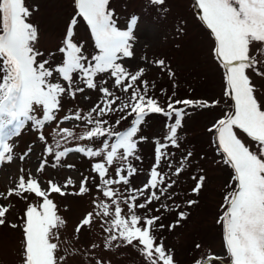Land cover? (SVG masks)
<instances>
[{
	"label": "snow or ice",
	"instance_id": "6c2138e0",
	"mask_svg": "<svg viewBox=\"0 0 264 264\" xmlns=\"http://www.w3.org/2000/svg\"><path fill=\"white\" fill-rule=\"evenodd\" d=\"M74 3L76 15L58 49L63 54L62 60L55 63L54 57L52 60L46 58L36 47L38 29L30 22L32 10L26 0H0V163L13 160L12 138L18 137L26 125L36 131L38 140L44 145L45 157L55 160L53 168L72 153L100 158L92 165V171L99 178L95 187L109 202L94 201L100 211L86 214L75 232L79 234L83 228H90L95 217L108 218L104 220L108 226L102 227L108 234L104 242L106 250L132 246L139 251L145 264H175L172 251L166 249L163 240H158L156 235L158 229L165 227L160 223L161 216L152 214L172 209L165 203H159L155 209L150 205L161 201L162 197L173 200L175 193L169 190L177 181L171 176L179 177L190 163L193 153L187 151L177 162L179 166L174 167L171 152L172 148H181L180 131L187 109L211 107L219 101L209 104L200 100L173 99V92L162 102L151 94L154 83L150 85L143 79L145 69L132 71L124 63L126 58L134 56V33L140 17L132 15L122 29L110 0H74ZM149 3L167 11L166 0H149ZM193 8L199 10L198 19L214 40L213 54L224 74V95L233 102L230 110L208 129L215 137L221 163L233 171L217 221L222 226L227 260L209 253L195 264H264V104L259 102L258 89L251 78L252 74L264 77V0H194ZM78 18L86 22L98 50L90 57L73 38ZM177 30L183 29L178 25ZM256 44L260 47L253 52ZM153 63L161 70L166 68L163 59ZM168 74L170 78L174 75L170 69ZM106 77L111 78L115 89L125 94L124 98L110 90ZM86 89L101 93L87 114L79 109L66 110V100H75L77 94H83ZM161 93L164 94L163 89ZM62 111L65 115L60 116ZM117 113L120 115L114 123L105 118ZM150 114H161L168 122L163 142L155 140V162L149 177L140 189H135L130 180L138 170L132 161L140 159L139 143L147 137L139 133ZM129 117L132 118L130 124L118 130L116 126L128 121ZM68 121H80L84 126L82 133L64 126ZM46 128L54 134H46ZM241 134L255 142V147L248 145ZM69 141H99V144L95 147L87 143L65 146ZM31 151L29 147L19 158L23 160ZM47 164L48 159H42L37 171L43 172ZM112 165H117L112 169L115 178L109 174ZM161 165L168 171H161ZM63 166L75 167L72 164ZM90 179L85 176L78 192L73 194L88 193ZM192 179L197 181L192 191L198 194L205 177L193 176ZM73 184L71 177L63 184L49 179L47 188H43L42 181L30 174L27 178L21 176L16 187L9 190V195L27 200L23 194H34L41 200L37 204L28 203L21 217L23 264H66V257L60 255L59 235L66 222L58 214L50 195H66L65 189ZM114 185L127 186L129 195L124 196ZM142 196L143 202H138ZM186 203L191 206L196 201ZM180 207L175 205L176 209ZM9 211L8 205H0V226L7 223L5 217ZM185 218L186 213L179 211L177 221L169 225V229ZM97 246L91 245L92 248ZM196 247L201 246L197 244ZM96 264L104 262L97 259Z\"/></svg>",
	"mask_w": 264,
	"mask_h": 264
},
{
	"label": "rangeland",
	"instance_id": "374dc122",
	"mask_svg": "<svg viewBox=\"0 0 264 264\" xmlns=\"http://www.w3.org/2000/svg\"><path fill=\"white\" fill-rule=\"evenodd\" d=\"M27 6L32 10L30 22L38 29V42L36 47L45 53V57L55 63H60L63 54L58 51L62 46L66 30L71 19L76 15L74 0H26ZM194 0H166L167 11L160 10L159 6H153L149 0H110V7L115 11V18L120 28H125L132 15L140 17L135 30L136 40L133 43L134 56L125 59L124 63L130 70L135 71L141 67L145 69L143 79L154 83L151 94L160 98L162 102L167 101L168 96L173 99H191L207 101H219L218 104L206 108H189L188 114L184 118L183 128L180 135L183 137L180 149L172 148V162L174 167L179 166L178 161L187 151L193 153L190 163L185 171L179 176H171L177 184L169 190L175 193L173 200L165 197L161 201L150 205L155 209L159 203L168 204L171 211L161 209L159 213L165 227L158 229L157 238L162 239L166 249H170L174 255L175 264H195L198 259L211 253L224 256L227 260L223 242V230L217 221L222 213L221 205L224 202L225 193L229 190L227 185L231 182L233 171L230 166L221 163V156L217 152L214 144V135L208 129L225 112L230 110L232 100L224 95L225 82L223 69L213 54L214 40L209 35V30L198 19L199 10L193 8ZM178 25L182 31H178ZM74 41L79 42L85 55L92 56L97 53L94 39L86 22L78 18V23L74 26ZM260 47L256 44L252 51ZM51 53L52 55H48ZM261 57L258 56V59ZM163 59L166 68L161 70L153 62ZM259 67V65H258ZM168 69L174 74L171 78ZM252 80L256 85L257 97L261 104H264V77L252 74ZM108 86L110 90L116 91L121 98L125 94L112 86L111 78ZM175 85V87H174ZM164 90V94L161 93ZM101 93L93 90H85L83 94H77L75 100L67 99L66 110L79 109L83 114L87 112L99 100ZM88 97L89 99H85ZM60 116L65 115L62 111ZM119 113L110 114L105 117L110 123L118 118ZM132 118L116 126L118 130H124ZM167 118L161 114H150L146 118V123L142 127L139 135L147 137V140L139 143V160H133V165L137 168L130 185L135 189H140L149 177V171L155 162V140L163 142L166 132L165 125ZM64 126H70L74 131L82 133L83 124L80 121H68ZM46 134L52 133L51 129H45ZM54 134V133H52ZM241 138L253 148L255 142L251 141L246 134H241ZM112 142V141H110ZM13 160L11 162L0 163V205H8L9 213L6 214L5 225L0 226V264H23L22 261V219L28 203H40V198L34 194H23L27 200L17 197L15 194L9 195V190L14 189L19 182V178H27L30 174L42 181V187L47 188V181L63 184L67 178L74 181L73 186L65 189L66 195L53 193L50 198L57 205L58 214L65 220V226L60 229V255L66 257V264H96L97 259L104 264H145V260L139 251L132 246L113 247L111 250L104 248L107 233L102 227L108 225L104 220L108 218L95 217L92 226L85 227L79 234L75 232L77 225L85 218L86 214L100 211L96 208L94 201L107 198L95 187L99 184L98 174L92 171V165L100 161V158H88L83 154L72 153L65 158L60 165L53 168L55 160L45 157L44 145L38 140L36 131L29 129L26 125L18 137H13ZM85 143L95 147L96 142L69 141L65 146L75 147ZM29 152L23 160L19 157ZM48 159V164L43 172H38L37 168L42 159ZM72 164L74 168H67L63 165ZM117 165L109 166V174L115 178L112 169ZM161 171L168 169L161 165ZM203 175L205 181L200 192L192 191L196 180L192 177ZM90 177V191L84 195H75L78 192L80 181L85 177ZM124 196L129 195L127 186L114 185ZM147 195V193H145ZM5 197H7L5 199ZM142 196L138 202H143ZM188 200L196 201L189 206ZM179 204V209L175 205ZM121 207L125 206L121 203ZM126 211V208H125ZM184 211L186 218L180 220L179 224L169 229V225L175 224L178 219V212ZM11 224L18 227L12 228ZM135 243V242H134ZM98 245L92 248L91 245ZM199 244L201 247L197 248Z\"/></svg>",
	"mask_w": 264,
	"mask_h": 264
}]
</instances>
